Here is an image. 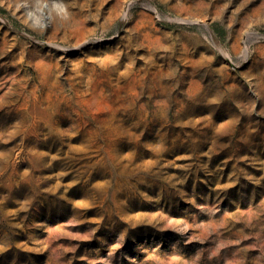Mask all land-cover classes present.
Segmentation results:
<instances>
[{
	"label": "rangeland",
	"instance_id": "374dc122",
	"mask_svg": "<svg viewBox=\"0 0 264 264\" xmlns=\"http://www.w3.org/2000/svg\"><path fill=\"white\" fill-rule=\"evenodd\" d=\"M0 264H264V0H0Z\"/></svg>",
	"mask_w": 264,
	"mask_h": 264
}]
</instances>
